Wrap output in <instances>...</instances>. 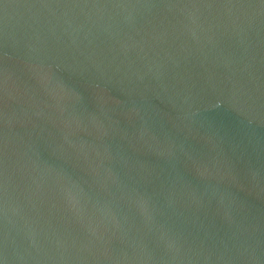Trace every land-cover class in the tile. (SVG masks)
<instances>
[{
    "label": "water",
    "instance_id": "water-1",
    "mask_svg": "<svg viewBox=\"0 0 264 264\" xmlns=\"http://www.w3.org/2000/svg\"><path fill=\"white\" fill-rule=\"evenodd\" d=\"M0 264H264V0H0Z\"/></svg>",
    "mask_w": 264,
    "mask_h": 264
}]
</instances>
